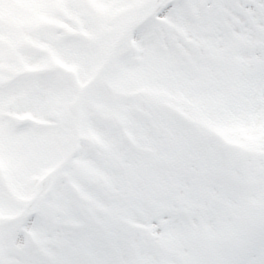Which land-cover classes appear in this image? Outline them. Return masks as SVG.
I'll return each mask as SVG.
<instances>
[{
	"label": "snow or ice",
	"instance_id": "obj_1",
	"mask_svg": "<svg viewBox=\"0 0 264 264\" xmlns=\"http://www.w3.org/2000/svg\"><path fill=\"white\" fill-rule=\"evenodd\" d=\"M0 264H264V0H0Z\"/></svg>",
	"mask_w": 264,
	"mask_h": 264
}]
</instances>
